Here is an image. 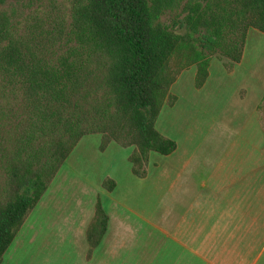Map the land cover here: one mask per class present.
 <instances>
[{"label": "trees", "instance_id": "1", "mask_svg": "<svg viewBox=\"0 0 264 264\" xmlns=\"http://www.w3.org/2000/svg\"><path fill=\"white\" fill-rule=\"evenodd\" d=\"M40 27L20 41L0 16V72L21 83L33 114L0 194V263L85 136L102 135V149L133 147L140 179L152 152L173 154L178 144L156 128L164 105L177 100L171 86L195 66L201 89L214 57L233 71L250 29L264 33V0H72L69 20ZM102 187L112 193L117 183L107 178ZM109 221L99 198L86 229L88 262Z\"/></svg>", "mask_w": 264, "mask_h": 264}, {"label": "rangeland", "instance_id": "2", "mask_svg": "<svg viewBox=\"0 0 264 264\" xmlns=\"http://www.w3.org/2000/svg\"><path fill=\"white\" fill-rule=\"evenodd\" d=\"M71 5L72 0H5L3 4L0 2V16L9 21L13 37L24 41L32 38V33H38L42 28L40 25L44 27L43 30H51L56 20H69ZM164 22L169 23L168 18ZM245 49L246 61L239 70L235 67L233 71H227L221 61L214 57L211 81L201 89L195 87L192 76L196 67L185 70L180 83L176 84L177 79L170 88L171 97L175 96L177 100L174 104H165L168 109H162L160 113L156 123L158 131L171 137L184 149L193 136L199 138V127L207 126V119L212 115L219 119L233 116L239 119L233 129L239 125L245 126L247 131L243 147H252L251 136L255 125L253 120L250 122V114L259 95L264 93V33L251 31ZM261 109L264 131V106ZM32 115L28 95L21 83L11 81L0 72V194L5 193L8 187L11 160ZM132 152L133 147L124 148L117 144H109L102 149V135L86 136L61 166L0 264H98L80 262L72 238L80 235L77 229L80 230L78 226L82 217L92 212L93 206L89 208L91 201L96 204L100 198L105 210L109 209L110 197L103 193L106 191L102 187L104 180H115L117 187L120 185L118 193H127L128 204L137 213H143L144 209L146 213L154 211V203L145 202L143 209V201L134 200L130 195L136 187L128 165ZM170 160L159 153H152L148 165L151 163L157 169L161 163L165 168ZM155 174V178H158V173ZM149 193L153 195V192ZM126 214L129 215L128 212ZM120 220L119 216H113V227L118 229ZM138 226H142L140 220Z\"/></svg>", "mask_w": 264, "mask_h": 264}, {"label": "crops", "instance_id": "3", "mask_svg": "<svg viewBox=\"0 0 264 264\" xmlns=\"http://www.w3.org/2000/svg\"><path fill=\"white\" fill-rule=\"evenodd\" d=\"M251 31L262 33L250 29L248 35ZM244 51L236 70L246 61V49ZM211 65L206 86L212 77ZM196 73L195 68L194 79ZM185 74L184 71L176 84ZM263 99L264 93L259 95L250 114L249 120L255 125L250 148L243 147L245 126L233 129L239 122L237 117L224 116L220 120L212 115L207 119V126L199 127V138L193 136L187 148L181 149L179 145L173 154L165 156L171 159L165 168L160 163L154 169L150 163L148 176L140 179L132 174L128 164L136 186L130 195L134 200L143 201V209L145 202L154 203V211L146 213L144 209L143 213H137L129 206L127 193H118L120 185L112 193L104 191V195L110 197L106 210L109 227L89 262L264 264V131L259 110V106H264ZM167 109L164 105L163 110ZM94 205L91 201L89 208L93 206L94 210ZM93 210L82 217L80 230L77 229L80 235L72 238L80 262H88L86 228ZM113 216L121 218L118 229L113 227ZM26 224L27 221L24 226Z\"/></svg>", "mask_w": 264, "mask_h": 264}]
</instances>
